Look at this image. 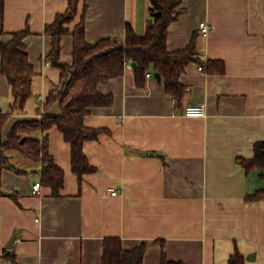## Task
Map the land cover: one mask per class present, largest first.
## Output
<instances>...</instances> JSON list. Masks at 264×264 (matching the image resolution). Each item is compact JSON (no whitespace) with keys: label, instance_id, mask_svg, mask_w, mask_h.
I'll return each instance as SVG.
<instances>
[{"label":"crops","instance_id":"crops-1","mask_svg":"<svg viewBox=\"0 0 264 264\" xmlns=\"http://www.w3.org/2000/svg\"><path fill=\"white\" fill-rule=\"evenodd\" d=\"M68 7V0H6L0 47L29 28L25 44L37 76L26 109L0 126V146L17 122L61 114L58 103L44 110L61 85V70L46 59L52 47L46 28ZM85 8L91 44L125 37L128 25L143 36L153 20L150 0H80L71 31ZM179 9L168 49H184L197 36L203 63L187 65L182 82L190 91L182 103L154 71L137 86L135 67L127 64L124 75L99 87L114 96L113 105L93 108L85 118L87 127L101 131L84 145L95 172L80 181L71 144L56 127L40 138L48 137L49 153L65 173L60 197L43 184L34 191L40 164L15 154L10 162L21 173L0 165L4 191L17 196L0 197V264H102L110 238L127 251L147 244L144 264H161L164 256L230 264L237 252L245 264H264V200H247L264 190V179L242 163L264 141V0H182ZM203 22L213 28L208 38L199 31ZM73 47L72 35L65 36L63 63H72ZM209 61H222L225 72L218 65L212 72ZM1 67L0 48V121L13 112ZM201 104L205 117L185 116L187 106Z\"/></svg>","mask_w":264,"mask_h":264},{"label":"trees","instance_id":"trees-1","mask_svg":"<svg viewBox=\"0 0 264 264\" xmlns=\"http://www.w3.org/2000/svg\"><path fill=\"white\" fill-rule=\"evenodd\" d=\"M69 7L48 25L46 34L51 38V50L47 61L61 70V85L52 90L44 105L49 110L58 103L61 114L43 115L39 120L17 122L7 140L0 146V165L15 169L10 157L19 154L25 159L42 166L41 185L52 188L53 196L60 197L65 185V173L55 164L49 153L48 137L40 135L56 127L63 133L72 148V168L82 182L85 174L93 173L96 168L91 165L84 151L86 141L97 139L100 130L85 125V118L93 108L110 107L114 103L113 95H104L99 87L111 79L124 75L129 62L136 63L134 68L137 86L144 87L147 75L154 71L159 73L166 92L180 104L186 96V85L182 76L187 65L192 61L200 62L197 36L184 49L169 51L168 36L170 25L179 17L182 0H150L153 20L143 36H139L131 25L127 26L125 37L103 39L95 44L87 41L86 8L80 22L71 31L69 26L75 21L80 0H68ZM6 0H0V21L5 14ZM3 29H0L2 35ZM31 34L29 28L14 33L8 43L1 44V72L7 78L13 95L11 114L1 116L0 126L14 114L23 112L33 96L34 80L37 76L30 61L25 39ZM72 35L74 39L73 61L71 64L61 60L62 39ZM200 64H203L200 62ZM225 72L222 61H209L212 72ZM213 69V70H212ZM40 112V110H39ZM247 171L259 170L264 179V141L255 143L254 156L242 160ZM17 196L4 191L0 183V197ZM248 201L264 200V190L247 196ZM148 245L141 244L132 251H127L118 238L107 239L104 243L102 264H144ZM161 264H185L170 261L163 257ZM230 264H245L244 258L237 252Z\"/></svg>","mask_w":264,"mask_h":264},{"label":"built area","instance_id":"built-area-1","mask_svg":"<svg viewBox=\"0 0 264 264\" xmlns=\"http://www.w3.org/2000/svg\"><path fill=\"white\" fill-rule=\"evenodd\" d=\"M212 30H213L212 26L207 22L200 23V25H199L200 34L204 38H208L210 36ZM130 63L131 62H129L128 64H130ZM200 70L203 71L204 68L200 67ZM151 76H152L151 74L147 75V77H151ZM186 91L188 92V91H190V89L187 88ZM206 115H207V110H206V105H204V104L196 105V106L189 105L185 109V116H187V117H205ZM33 189L35 192H39L41 190V183H36L34 185ZM111 194L113 196H117L118 191H111Z\"/></svg>","mask_w":264,"mask_h":264},{"label":"water","instance_id":"water-1","mask_svg":"<svg viewBox=\"0 0 264 264\" xmlns=\"http://www.w3.org/2000/svg\"><path fill=\"white\" fill-rule=\"evenodd\" d=\"M132 66L135 67V66H136V63H132ZM155 77H156L159 81L162 80V77H161V75H160L159 73H155ZM10 242H11V243H10L9 247L11 248V247H13V239H12ZM249 260H250V257H249Z\"/></svg>","mask_w":264,"mask_h":264},{"label":"bare ground","instance_id":"bare-ground-1","mask_svg":"<svg viewBox=\"0 0 264 264\" xmlns=\"http://www.w3.org/2000/svg\"><path fill=\"white\" fill-rule=\"evenodd\" d=\"M45 115V114H44Z\"/></svg>","mask_w":264,"mask_h":264}]
</instances>
